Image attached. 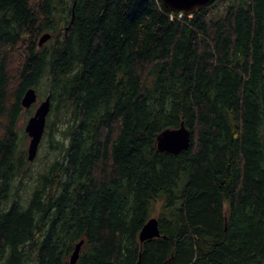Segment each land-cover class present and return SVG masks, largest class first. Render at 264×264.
<instances>
[{"label": "trees", "instance_id": "16d2710c", "mask_svg": "<svg viewBox=\"0 0 264 264\" xmlns=\"http://www.w3.org/2000/svg\"><path fill=\"white\" fill-rule=\"evenodd\" d=\"M42 83L54 157L22 200ZM181 122L190 147L159 152ZM80 241L75 264H264V0H0V264H68Z\"/></svg>", "mask_w": 264, "mask_h": 264}, {"label": "water", "instance_id": "95a60500", "mask_svg": "<svg viewBox=\"0 0 264 264\" xmlns=\"http://www.w3.org/2000/svg\"><path fill=\"white\" fill-rule=\"evenodd\" d=\"M162 6L170 12L181 13L190 16L211 5L216 0H160ZM68 27L65 29L67 30ZM51 38L49 34H43L38 40V46H42ZM37 101V94L34 88L27 89L21 98L20 105L24 109L30 108ZM50 95L47 94L35 109L33 115L28 119L24 131L29 137L27 146V160L32 161L36 155L39 143L43 136L46 118L50 111ZM190 147V132L181 122L178 128L165 129L156 137V148L159 152H166L173 155L178 154ZM159 237L157 219L152 217L147 220L138 234L139 243ZM82 241L76 244L69 258L68 264H75L77 261ZM138 264V263H136Z\"/></svg>", "mask_w": 264, "mask_h": 264}, {"label": "rangeland", "instance_id": "374dc122", "mask_svg": "<svg viewBox=\"0 0 264 264\" xmlns=\"http://www.w3.org/2000/svg\"><path fill=\"white\" fill-rule=\"evenodd\" d=\"M46 84L47 83H42L41 87L39 88V94L36 92L37 94L36 103H34L28 109L22 108V113L18 120L17 129L19 132L20 141L22 142V145H20V152L25 153L26 157H27V146L29 142V137L25 133L24 127L28 119L33 115L38 104L41 101H43L46 95L48 94ZM28 111L30 112L28 113ZM59 129L60 132L56 134V139L65 145L66 139L63 137V134H61L64 128L63 126H59ZM23 135H25V137H23ZM53 157H54V152H52L49 149L47 139L42 136L34 159L32 161H28L29 165L27 166V168L30 170V173L32 174L31 179H29V177L27 176H23V178H19L18 180H16L14 183L13 192H18L19 195L22 197V200H26L30 192L32 191L36 175L44 169L47 163L51 162Z\"/></svg>", "mask_w": 264, "mask_h": 264}]
</instances>
